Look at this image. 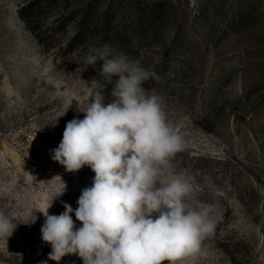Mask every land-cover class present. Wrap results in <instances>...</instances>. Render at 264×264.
Returning <instances> with one entry per match:
<instances>
[{
    "label": "rangeland",
    "instance_id": "rangeland-1",
    "mask_svg": "<svg viewBox=\"0 0 264 264\" xmlns=\"http://www.w3.org/2000/svg\"><path fill=\"white\" fill-rule=\"evenodd\" d=\"M30 4L41 42L19 15ZM82 26L81 46L67 50ZM104 39L154 70L143 86L187 142L174 164L193 184L190 202L215 209V234L175 264H264V0H0V206L20 223L0 237V264H56L41 212L53 199L49 214L75 209L95 173L67 172L52 150L84 118L85 82L104 84L103 103L113 102L102 62L84 70L76 60Z\"/></svg>",
    "mask_w": 264,
    "mask_h": 264
},
{
    "label": "clouds",
    "instance_id": "clouds-1",
    "mask_svg": "<svg viewBox=\"0 0 264 264\" xmlns=\"http://www.w3.org/2000/svg\"><path fill=\"white\" fill-rule=\"evenodd\" d=\"M76 60L84 70L102 62L100 75L113 85L114 99L105 105V85L85 82L91 102L84 118L68 121L52 150L53 161L67 172L88 166L95 176L75 209L65 203L61 214H49L53 199L41 212L49 259L59 264L64 256L77 255L83 264H175L198 255L216 232L215 209L190 202L193 184L174 164L187 142L168 119L162 97L143 86L154 70L107 43L79 52ZM65 189L64 184L60 195ZM18 224L0 206V237L11 236Z\"/></svg>",
    "mask_w": 264,
    "mask_h": 264
},
{
    "label": "trees",
    "instance_id": "trees-1",
    "mask_svg": "<svg viewBox=\"0 0 264 264\" xmlns=\"http://www.w3.org/2000/svg\"><path fill=\"white\" fill-rule=\"evenodd\" d=\"M35 7L33 4L27 5L22 7L19 10L20 18L23 20V22L27 25V28L32 32V34H36L37 38H40V42L43 40L41 35L37 34V31L35 27H33V24L35 22V17L32 15L31 11ZM88 18V14H87ZM105 31H107V34L109 33V21L104 20L103 23ZM84 35H83V26L82 29H79L76 35L70 40V42L67 44L66 48L67 50H70L71 52H76L78 48L81 46L82 42L84 41ZM105 40H102V43L100 45L105 44ZM88 68H92V66H89Z\"/></svg>",
    "mask_w": 264,
    "mask_h": 264
}]
</instances>
